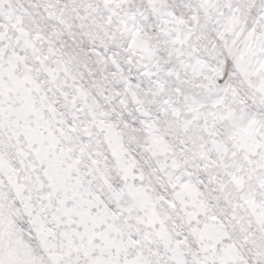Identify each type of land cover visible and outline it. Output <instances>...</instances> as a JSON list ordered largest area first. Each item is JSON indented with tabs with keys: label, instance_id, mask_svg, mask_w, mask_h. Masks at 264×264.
Masks as SVG:
<instances>
[{
	"label": "snow or ice",
	"instance_id": "obj_1",
	"mask_svg": "<svg viewBox=\"0 0 264 264\" xmlns=\"http://www.w3.org/2000/svg\"><path fill=\"white\" fill-rule=\"evenodd\" d=\"M0 264H264V0H0Z\"/></svg>",
	"mask_w": 264,
	"mask_h": 264
}]
</instances>
